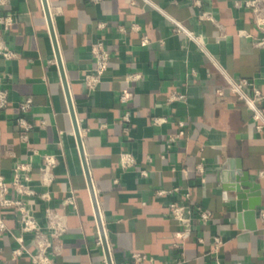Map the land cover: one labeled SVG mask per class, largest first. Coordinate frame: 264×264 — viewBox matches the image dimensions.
Instances as JSON below:
<instances>
[{
	"label": "crops",
	"instance_id": "0c3cea01",
	"mask_svg": "<svg viewBox=\"0 0 264 264\" xmlns=\"http://www.w3.org/2000/svg\"><path fill=\"white\" fill-rule=\"evenodd\" d=\"M243 1L47 0L112 264H214V236L225 242L220 264H264V102L256 104L262 125L257 130L253 110L230 90V83L247 80L264 96V48L254 45L263 34L252 14L236 6ZM5 12L15 24L8 32L0 26V36L17 57L0 58V88L8 96L0 112V173L9 181L18 162L33 163L31 186L51 195L48 202L34 198L38 221L44 224L43 208L50 207L67 225L52 242L54 264H107L43 1L7 0L0 7ZM97 41L105 45L109 62L90 91L84 78ZM131 73L140 79L127 81ZM123 91L132 93L127 106L118 100ZM174 93L183 99L169 102ZM27 98L32 100L25 115L32 125L28 144L15 124ZM126 112L128 123L122 120ZM153 118L165 122L155 125ZM44 154L57 160L47 189L38 182ZM122 154L131 155L135 165L123 169ZM238 168L260 184L255 230L237 227L235 194L224 188ZM69 197L74 206L66 203ZM171 203L198 207L211 218L206 223L193 218L192 232L180 240L182 225L170 213ZM0 216L6 225L0 264H31L33 242L25 235L19 243L17 215ZM20 245L25 252L11 257ZM133 254L148 260L134 263Z\"/></svg>",
	"mask_w": 264,
	"mask_h": 264
},
{
	"label": "built area",
	"instance_id": "2783aa9c",
	"mask_svg": "<svg viewBox=\"0 0 264 264\" xmlns=\"http://www.w3.org/2000/svg\"><path fill=\"white\" fill-rule=\"evenodd\" d=\"M7 0H0V7H5ZM237 7L243 8L249 11L253 17V23L258 31L263 34L260 40L254 42L255 47L264 48V0H245L242 3H237ZM205 15H201L200 19H204ZM15 24L13 14L9 12L0 13V26L3 32H8ZM104 25L100 24V27ZM136 30V26L131 28ZM192 36V35H191ZM147 38H142V44L147 43ZM92 68L91 71L85 76V86L90 91H94L100 83L102 77L108 69L109 53L102 41H97L92 45ZM17 55L6 44L4 38L0 36V58L4 61H11L16 59ZM140 79L138 73H131L126 76L127 81H137ZM2 78H0V84ZM247 89H252L251 95L247 92ZM230 90L236 94L240 99L246 101L250 109L253 110V119L256 121V129L260 130L262 125L259 123L261 120L260 109L257 107V102H264V96L261 95L255 88L251 86L247 80H239L235 83H230ZM132 99V93L129 91H123L118 95L119 103L127 106ZM183 96L179 94H172L169 96L168 101H180ZM8 106V96L5 90L0 88V112L4 111ZM32 108V100L30 98L25 99L19 104V118L16 119V126L21 129L22 133L20 139L28 144V133L32 130V125L26 120L25 115ZM122 120L126 123L129 122V114L126 112ZM153 124L160 125L165 122L164 118H153ZM45 123H40V128H44ZM182 127L183 123H179ZM182 132H179L176 136H171L168 139V143H173L178 136H181ZM56 157L51 154H44L41 156L39 167V185L42 188L47 189L53 182V169L56 165ZM120 164L123 169L133 167L135 165L134 158L129 154H122L120 157ZM33 163L18 162L13 169L12 177L9 181L0 173V212L12 211L17 215L18 230L20 237L18 238L21 244V238L25 235H29L32 239L34 252L30 254L31 264H54V259L51 255L56 254V248L53 247V243H57L61 237L67 232V225L64 217L50 207H44L42 211L44 224L41 225L37 219L33 203L34 198L38 197L43 201H50L51 195L45 190L38 193L32 186L31 171ZM198 171L202 172L201 165L198 166ZM186 173V170L184 171ZM144 174V173H143ZM262 177L263 174L259 173ZM186 200L189 199V194L185 195ZM67 204L75 205L73 197H69L66 200ZM170 213L181 225L182 229L177 232L176 237L180 240H184L189 237L192 232L193 218L198 217L200 221L206 223L210 220L211 214L207 211H203L198 207L185 204L171 203ZM260 219L264 222V212L260 213ZM6 230V225L0 216V233ZM199 242H203L202 238L198 239ZM99 244L101 238L99 239ZM224 241L220 236H214L211 240L210 254L214 258V264H220L218 255L220 250L224 246ZM177 246V245H175ZM25 252L23 246H19L11 251V257L17 258ZM131 259L134 263H140L147 261V257L141 254H133Z\"/></svg>",
	"mask_w": 264,
	"mask_h": 264
},
{
	"label": "water",
	"instance_id": "95a60500",
	"mask_svg": "<svg viewBox=\"0 0 264 264\" xmlns=\"http://www.w3.org/2000/svg\"><path fill=\"white\" fill-rule=\"evenodd\" d=\"M42 1H43V6H44L45 14L47 17V21L49 24L50 34L52 36V39H53V42L55 45L57 63L60 66L61 73H62L63 69L61 66V57H60V54H59V51L57 48L55 35L53 33L52 22H51V18H50V14H49L47 0H42ZM62 77H63V83H64V88L66 91L67 99H68L69 106H70L71 115H72L74 122H75V124H74L75 135L78 139V145H79L80 153H81L82 160H83L84 171H85V175L87 178L89 191L91 194V199L93 202L95 217H96V220H97V223L99 226L100 238H101L102 245L105 249L106 261H107V264H112L109 248L107 245V239H106V235H105V231H104V227H103V222H102L101 215L99 212V207H98L97 199H96L94 189L92 186V182H91L90 174L88 171L86 159H85L84 154H83L82 141H81L79 131H78V127H77V124H76V121L74 118V112H73L72 104L70 101V97L68 95V89H67L66 81L64 80L63 73H62ZM236 173H237L236 176H233L232 174H230L231 182L229 185L225 186L224 188L234 192V194H235L236 209H237V227L239 229L255 230L257 227L256 208L259 207L260 203H261V201H260V184L251 182L249 180L248 172L242 171L241 168H238ZM224 177H226L225 174H224Z\"/></svg>",
	"mask_w": 264,
	"mask_h": 264
}]
</instances>
